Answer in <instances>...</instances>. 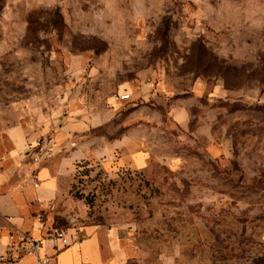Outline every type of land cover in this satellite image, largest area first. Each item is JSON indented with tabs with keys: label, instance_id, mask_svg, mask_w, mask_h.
<instances>
[{
	"label": "rangeland",
	"instance_id": "1",
	"mask_svg": "<svg viewBox=\"0 0 264 264\" xmlns=\"http://www.w3.org/2000/svg\"><path fill=\"white\" fill-rule=\"evenodd\" d=\"M110 2L112 18L106 19L100 12L96 18L85 15L104 7L98 0H0V45L18 37L16 47L0 59V134L23 122L56 126L68 116L95 127L124 107L121 94L143 89L153 110L134 113L132 120L148 127L119 140L129 136L154 163L141 170L118 165L117 147L108 164L102 163L106 157L89 159V167L103 175L97 180L85 171L75 181L74 174L56 225L72 232L90 224L120 225L151 254L157 242L166 255L175 251L179 264H264V112L229 110L234 104L247 107L250 94L264 96L258 85L264 81V0H209L213 10L223 5L221 15L233 18L218 20L212 28L216 38L205 45L212 51L205 63L211 59L212 66L195 76L180 72L171 59L188 47L180 22L175 51L157 55L156 41L170 17L154 20L147 14L150 0ZM162 11L171 8L165 5ZM141 17H146L142 28L134 29L133 20ZM80 26L106 36L118 49L126 44L125 54L133 53L131 67L147 69L143 81L115 83L129 67L124 62L113 66L112 78L96 69L90 56L65 39ZM229 65L243 70L228 75L240 88L224 86L223 68ZM250 72L255 77L249 78ZM158 121L167 127L158 129ZM76 139L91 150L119 141Z\"/></svg>",
	"mask_w": 264,
	"mask_h": 264
},
{
	"label": "crops",
	"instance_id": "2",
	"mask_svg": "<svg viewBox=\"0 0 264 264\" xmlns=\"http://www.w3.org/2000/svg\"><path fill=\"white\" fill-rule=\"evenodd\" d=\"M137 93L131 94L135 96ZM131 94L129 97L133 96ZM87 127L88 124L80 116L76 119L68 116L63 117L56 126L52 123L37 126L32 122H23L0 134V254L5 250L6 235L10 230L28 231L37 235L33 230V216L47 203L53 205L51 218L55 223V215L61 210V204L72 185L70 183L65 187L59 183L58 175L34 167L36 162L31 160L28 149L45 136L53 138L62 149L67 140L77 138L81 135L80 129ZM137 146L129 136H123L115 145L98 150H91L86 144H81L77 155L84 157L86 153L94 154L91 159L106 157L102 162L105 165L113 160L112 152L117 147L118 165L141 170L149 166L150 157L146 150ZM72 150L76 152L75 147ZM58 171L59 175H71L74 178L75 173L68 167ZM33 173H36L37 181ZM76 232L78 239L59 253L52 264H179L175 251L168 256L165 247L158 250L157 242L151 254L141 248L127 229L120 225L90 224ZM41 249L42 253H51L48 243L43 242ZM34 263L33 258H23L11 264Z\"/></svg>",
	"mask_w": 264,
	"mask_h": 264
},
{
	"label": "clouds",
	"instance_id": "3",
	"mask_svg": "<svg viewBox=\"0 0 264 264\" xmlns=\"http://www.w3.org/2000/svg\"><path fill=\"white\" fill-rule=\"evenodd\" d=\"M98 3L103 4L104 7L98 9L96 12L86 13V17L91 14L96 18V13H103V17L106 19H111L112 15V3L110 0H98ZM178 3L180 7L173 8L172 5ZM167 5L171 8V11L164 12L162 11L163 7ZM195 5V9H193ZM95 7V6H93ZM215 12V15H213ZM225 12V8L221 5L219 8L213 10L212 6L209 3V0H150L148 13L152 16L154 20L159 22V17L168 16L170 19L165 21L164 28L161 31L160 38L156 41L157 55L163 54L164 56L169 55L175 51L176 44L174 43V34L176 32V26L178 22L181 23L180 31L187 35L188 47L187 51L181 48L180 52L171 56L173 65H177L179 70H183L184 73H192L195 75H200L202 71H206L209 67L212 66V60L209 59L205 63V58L210 57L212 51L210 48L205 47V45H210L213 39L216 38V34L212 31V28L217 23L218 20L232 19L233 16L229 13L227 16H222L221 13ZM146 14V15H147ZM146 17H141L133 20V28H142V22ZM201 21H204L202 24ZM195 24V27H191L192 24ZM95 27V25H93ZM79 34L78 36L76 34ZM196 33H201L204 37L203 40L197 38ZM39 38L42 40L43 35L38 34ZM96 36V39L92 37ZM18 37L13 35L11 38L4 44L0 45V59L4 58L5 52H11L13 48L16 47V44L13 41L17 40ZM65 39L69 40L71 46L76 49L79 53H84L87 56H90L93 60L94 67L96 69H105V73L109 78L113 77V66L116 68L120 67V63L124 62L129 65L128 68L121 70V77L119 79L115 78V83H121L124 81H134L137 77H140L141 82L143 81V76L147 69H142L140 66L131 67L132 61L129 60V56L133 53L125 54L127 50V45H123L121 48H117L116 45L108 41L107 37L104 35L97 36L91 28L73 27L72 28V37L69 39L68 35H65ZM136 43L135 40L131 41ZM63 52H67L68 49H62ZM195 53V55H193ZM15 57V53H12V57ZM216 63H220L216 61ZM111 65V66H110ZM203 65V68L201 67ZM225 73L224 86L228 89H237L240 87L234 86L233 82L228 79L229 73H237L243 71L242 69L234 68L232 66H226L223 68ZM27 69H25V73ZM249 78L255 77L254 72L247 74ZM92 79H96V73L93 71L91 73ZM259 87L261 91H264V81L259 82ZM149 87L144 85V88ZM159 90V89H157ZM143 89L140 90L132 99H125L124 107L120 109L119 112H116L104 120L103 123L97 124L93 127L94 122H89L87 129L81 128V137L85 139H90L92 137H104L105 140L111 142L113 140H119L122 135H127L130 131L136 130L137 128H147L148 125L140 123L139 121L132 120V115L134 113H141L144 109L153 110L152 101L145 103ZM172 101H169L171 103ZM246 104H234L229 109L230 111H235L237 109L243 108L249 113H262L264 112V96H258L255 94L248 95L246 99ZM135 105V107H133ZM103 105L101 108L103 109ZM156 111H165V109L157 108ZM111 111V110H109ZM124 121H130L129 124L125 127H121V124ZM150 124V122H149ZM158 129L161 127L166 128L167 125H160L159 121L157 122ZM75 141V143L73 142ZM174 143V141H170ZM47 147V145H45ZM73 147L76 148V152H73ZM81 145L79 139L73 138L72 140H67L61 149L55 143L47 151H41L36 164V168H44L54 175L59 176V183L67 187L68 184L73 183L74 179L70 176L59 175V169L62 167H68L71 172L78 173L75 177V181H78L81 175L85 171L91 172L92 178L99 179L103 175L102 172L99 174L96 171H93L89 165L88 160L91 159L94 154H85L84 157L77 155L80 151ZM131 150V149H130ZM182 151V150H181ZM177 155L180 154V151L176 152ZM195 155V153H192ZM95 161H93V164ZM154 162L149 160V164L152 165ZM78 165L79 167H75ZM234 169L237 166L234 164ZM243 177H241L242 179ZM239 185L237 181L236 187ZM103 190H107L106 185H101ZM61 224L63 221L60 222Z\"/></svg>",
	"mask_w": 264,
	"mask_h": 264
},
{
	"label": "built area",
	"instance_id": "4",
	"mask_svg": "<svg viewBox=\"0 0 264 264\" xmlns=\"http://www.w3.org/2000/svg\"><path fill=\"white\" fill-rule=\"evenodd\" d=\"M119 99L125 101L130 97L129 94H121ZM54 143L57 145L53 138L48 137L41 144L30 147L28 154L31 160L36 162L41 151H47ZM33 178L37 181L36 173H33ZM52 210V203H47L42 210L33 216V230L37 235L20 230H10L7 233L5 250L0 254L1 263L11 264L23 258H33L34 264H52L59 253L78 239L76 231L72 232L69 228L59 227L53 222ZM43 242L49 244L51 253H42L41 244Z\"/></svg>",
	"mask_w": 264,
	"mask_h": 264
}]
</instances>
